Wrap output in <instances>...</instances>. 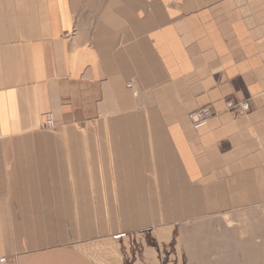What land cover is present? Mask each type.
Wrapping results in <instances>:
<instances>
[{"label": "crops", "instance_id": "0c3cea01", "mask_svg": "<svg viewBox=\"0 0 264 264\" xmlns=\"http://www.w3.org/2000/svg\"><path fill=\"white\" fill-rule=\"evenodd\" d=\"M181 258L264 264V0H0V264Z\"/></svg>", "mask_w": 264, "mask_h": 264}, {"label": "rangeland", "instance_id": "374dc122", "mask_svg": "<svg viewBox=\"0 0 264 264\" xmlns=\"http://www.w3.org/2000/svg\"><path fill=\"white\" fill-rule=\"evenodd\" d=\"M211 108V107H210ZM212 109V108H211ZM198 110V109H197ZM189 119V118H188ZM191 123V122H190ZM159 181H152V184L157 185ZM184 184V188H183V193H187L189 194V181L184 180L183 181ZM186 185V186H185ZM154 191L158 192V189L155 187H153ZM175 199L177 200L176 202L178 204H182L184 207V211L180 212L183 214V216H189L190 213L189 211H185V209H187L189 207V195H180L178 197L172 196V195H166V196H160V195H151L150 196V212H144V213H140V216H149L151 220H157V219H169L170 216H172V214L174 213H170V212H160V211H153L152 209H156L158 208L160 205H162L161 203H167L168 206L172 205V203L175 202ZM169 216V218H168ZM183 218V217H182ZM186 218V217H184ZM184 225L189 227V217L187 219H184ZM222 229V227H221ZM181 249V251H187V247L185 246V244H179L178 245ZM183 247L186 248V250L183 249ZM185 253V252H183ZM169 262H174V263H179V264H185L186 262L189 263L188 259L185 258H181L180 260H175V261H169ZM208 262H210V264H239L238 260H222V259H209Z\"/></svg>", "mask_w": 264, "mask_h": 264}, {"label": "built area", "instance_id": "2783aa9c", "mask_svg": "<svg viewBox=\"0 0 264 264\" xmlns=\"http://www.w3.org/2000/svg\"><path fill=\"white\" fill-rule=\"evenodd\" d=\"M245 105L247 107L245 108ZM227 109L236 115H241L246 113L250 109V103L248 101L245 102H227ZM214 117V112L210 107L200 108L189 114V120L192 125L197 129L205 126L212 118ZM55 127V121L51 114H48L45 122L43 123V128L52 129ZM4 259L0 260V263L4 262Z\"/></svg>", "mask_w": 264, "mask_h": 264}, {"label": "bare ground", "instance_id": "6f19581e", "mask_svg": "<svg viewBox=\"0 0 264 264\" xmlns=\"http://www.w3.org/2000/svg\"><path fill=\"white\" fill-rule=\"evenodd\" d=\"M213 111V110H212ZM214 112V111H213ZM192 113V112H191ZM48 115V114H47ZM47 115H46V117H47ZM214 116H215V113H214ZM46 117H45V119H44V122H45V120H46ZM188 118H189V115H188ZM190 121V120H189ZM43 122V123H44ZM191 122V121H190ZM43 123H42V128H43ZM192 124V123H191ZM193 126V125H192ZM55 127H56V123H55ZM54 127V128H55ZM54 128H52V129H54ZM193 128H195L194 126H193ZM201 128V127H200ZM43 129H46V128H43ZM196 129V128H195ZM197 129H199V128H197ZM202 232V231H201ZM204 234V233H203ZM205 235V234H204ZM207 243L209 242V241H206ZM211 244V243H210ZM212 246V245H211ZM209 247V246H208ZM212 248V247H211ZM1 260V259H0ZM5 261H6V259H4ZM4 261V262H5ZM4 262H2V263H4ZM201 264H210V262H205V263H201ZM214 264V263H213ZM238 264V263H237Z\"/></svg>", "mask_w": 264, "mask_h": 264}, {"label": "clouds", "instance_id": "9594fccd", "mask_svg": "<svg viewBox=\"0 0 264 264\" xmlns=\"http://www.w3.org/2000/svg\"><path fill=\"white\" fill-rule=\"evenodd\" d=\"M247 107V105H245V108Z\"/></svg>", "mask_w": 264, "mask_h": 264}]
</instances>
